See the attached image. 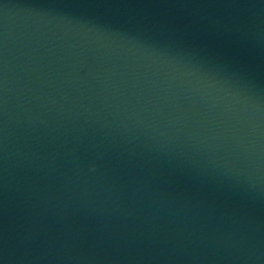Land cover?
I'll use <instances>...</instances> for the list:
<instances>
[{"label":"water","instance_id":"95a60500","mask_svg":"<svg viewBox=\"0 0 264 264\" xmlns=\"http://www.w3.org/2000/svg\"><path fill=\"white\" fill-rule=\"evenodd\" d=\"M0 264H264V0H0Z\"/></svg>","mask_w":264,"mask_h":264}]
</instances>
